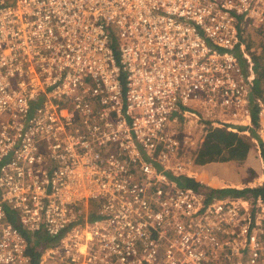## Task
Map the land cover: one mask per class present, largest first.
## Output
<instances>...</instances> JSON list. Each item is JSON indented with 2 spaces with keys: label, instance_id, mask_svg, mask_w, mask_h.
<instances>
[{
  "label": "built area",
  "instance_id": "obj_1",
  "mask_svg": "<svg viewBox=\"0 0 264 264\" xmlns=\"http://www.w3.org/2000/svg\"><path fill=\"white\" fill-rule=\"evenodd\" d=\"M250 31L264 0H0V264H264L263 200L176 181L190 120L253 127Z\"/></svg>",
  "mask_w": 264,
  "mask_h": 264
},
{
  "label": "rangeland",
  "instance_id": "obj_2",
  "mask_svg": "<svg viewBox=\"0 0 264 264\" xmlns=\"http://www.w3.org/2000/svg\"><path fill=\"white\" fill-rule=\"evenodd\" d=\"M245 39L249 52L264 56V32L262 34L253 31L247 32ZM259 104L261 105V113L257 133L264 140V104ZM187 109L200 114V111L192 107ZM183 126L184 121L180 119L176 131L182 130ZM250 128H254V126ZM250 128H245V131H242L232 127H213L202 117L199 120H190L188 129L192 144L189 145L186 153L187 159L192 161L193 175L190 179L201 186L214 190L264 186L262 156L258 143L250 136ZM215 130L227 133L228 140L225 142L218 141L213 135ZM227 144H231L230 147L226 148L225 145ZM219 148L223 152L217 156L216 153H219ZM201 155L205 156L206 159H208L207 156H210L211 160L202 163L199 159ZM198 176L208 179L203 181ZM226 197L229 196L223 198ZM214 198H219V195H215ZM6 211L9 214L12 213L9 207H6ZM14 222L16 221L13 220Z\"/></svg>",
  "mask_w": 264,
  "mask_h": 264
},
{
  "label": "trees",
  "instance_id": "obj_3",
  "mask_svg": "<svg viewBox=\"0 0 264 264\" xmlns=\"http://www.w3.org/2000/svg\"><path fill=\"white\" fill-rule=\"evenodd\" d=\"M264 32V31H263ZM262 34V32H260ZM245 62H242V65L244 66ZM253 68L255 73V80L252 84V90H251V97H250V103H251V110H252V117H253V126L254 128H250V136L252 139L258 143V146L260 148V153L262 156V166L264 170V140L262 137L259 136L257 133V129L260 125V113L261 108L259 106V101L264 104V56L262 54H255L253 57ZM242 131H245V128H238ZM214 136L217 138L218 141H226L228 140L227 133L224 131H214ZM231 136V135H230ZM227 137V138H226ZM231 145V144H230ZM230 145H225L226 148L230 147ZM223 148V147H222ZM239 150V149H238ZM219 153H216L217 156L222 154L221 148H219ZM208 159H206L205 156L201 155L200 161L202 163L208 162L211 160L210 156H207ZM202 159V160H201ZM207 180L208 178H204ZM177 183L181 186H190L194 188L195 190H198L199 192L205 194L209 200L213 199L215 195H219V198H223L225 196H229L231 198H242V199H248V200H256L261 199L264 201V186L261 187H245L242 189L237 188H225V189H210L206 186H201L198 183L194 182V180H191L190 178H177ZM98 210V203L92 202L89 206V211L87 217L89 220H95L98 218L97 214ZM11 215V220L15 221L14 216ZM86 216H84L85 218ZM15 225L16 222H14ZM22 233L32 242L33 244V250H32V257H33V264H38L41 252H38L37 249L40 247L43 243H49L51 240H49L46 237H39V235H33L29 232L22 231Z\"/></svg>",
  "mask_w": 264,
  "mask_h": 264
},
{
  "label": "bare ground",
  "instance_id": "obj_4",
  "mask_svg": "<svg viewBox=\"0 0 264 264\" xmlns=\"http://www.w3.org/2000/svg\"><path fill=\"white\" fill-rule=\"evenodd\" d=\"M199 177V176H198ZM199 179H202L203 181H205V179L203 177H199Z\"/></svg>",
  "mask_w": 264,
  "mask_h": 264
},
{
  "label": "crops",
  "instance_id": "obj_5",
  "mask_svg": "<svg viewBox=\"0 0 264 264\" xmlns=\"http://www.w3.org/2000/svg\"><path fill=\"white\" fill-rule=\"evenodd\" d=\"M262 168H263V166H262ZM223 177H225V176H223ZM216 179H219V178H217V177H215ZM193 180V179H192ZM218 181V180H217Z\"/></svg>",
  "mask_w": 264,
  "mask_h": 264
}]
</instances>
